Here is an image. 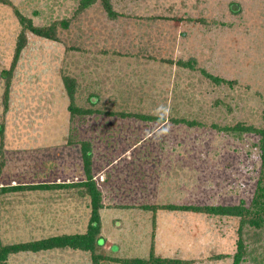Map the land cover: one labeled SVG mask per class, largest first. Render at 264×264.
<instances>
[{
    "label": "rangeland",
    "instance_id": "rangeland-1",
    "mask_svg": "<svg viewBox=\"0 0 264 264\" xmlns=\"http://www.w3.org/2000/svg\"><path fill=\"white\" fill-rule=\"evenodd\" d=\"M8 1L0 4V187L76 182L88 143L104 242L98 262L56 249L6 264L147 261L152 247L180 264H232L238 219L151 207L251 204L259 136L231 129L262 126L264 0H110L115 19L99 2L78 12L80 0ZM15 11L38 26L69 25L57 27L58 42L27 33L5 104L1 72L21 30ZM64 77L75 82L74 105L91 115L71 119ZM89 217L81 188L0 193V243L82 234ZM250 250L242 264H261V250Z\"/></svg>",
    "mask_w": 264,
    "mask_h": 264
},
{
    "label": "trees",
    "instance_id": "trees-1",
    "mask_svg": "<svg viewBox=\"0 0 264 264\" xmlns=\"http://www.w3.org/2000/svg\"><path fill=\"white\" fill-rule=\"evenodd\" d=\"M96 2H99L110 19L117 17L116 12L113 11L110 0H80L78 12H82L88 7L92 6ZM0 4L10 5L8 0H0ZM16 18L20 24L21 30L17 36V40L14 48V56L10 67L7 70L1 72V77L4 80V103L7 104L9 90L11 86L12 76L15 71V67L20 58L21 52L27 44V33H30L38 38L58 42L57 27L66 29L69 25L68 20H61L59 22H53L50 25L38 26L35 25L31 19L23 16L20 12L15 11ZM173 60H169L168 63H172ZM172 64L178 65L182 68H189L191 64L188 62H182L178 60ZM215 83L224 82L220 78H212ZM74 80L68 77L63 78V84L66 89V94L69 99L68 111L71 119L77 115L87 116L93 112L89 109H80L74 105L75 84ZM123 118L130 117L128 114L120 115ZM131 117L142 118L141 116L132 115ZM231 130L241 133H253L259 136V152L261 159V174L262 176L258 180L257 189L252 202L249 206H246L244 202H240L238 205L232 206H196V205H184V206H157L151 207L152 212L158 210H166L170 212H184L192 214H205L211 216H220L228 218L238 219L237 228V242L236 251L232 256V264H242L249 253H253L250 247H256V250L260 249L261 253L256 257V262L264 264V110L262 115L261 128H253L237 125ZM3 132V126L0 125V134ZM81 172L84 179L79 182L65 183V184H37L31 186H2L0 187V193L6 194L9 192H17L20 190H49V189H71L81 188L85 190L86 196L89 198L90 205V217L86 227V231L82 234L60 235L44 238L32 242L1 245L0 243V264H6L10 255L20 252L39 253L43 251H52L56 249H71L74 251L88 252L93 255L96 262L103 257H95V249L101 246L104 242L101 237V219L100 210L103 209L102 195L98 188L92 170L91 150L88 143H82L81 146ZM81 173V174H82ZM84 193V192H83ZM82 194V193H81ZM150 210L149 208H144ZM155 215L152 220V227L155 225ZM113 249V247H112ZM222 258V256H218ZM98 259V260H97ZM112 262L117 264H180V260L166 259L157 257L153 253V247L150 253L149 260L131 259V260H119L112 259Z\"/></svg>",
    "mask_w": 264,
    "mask_h": 264
},
{
    "label": "crops",
    "instance_id": "crops-1",
    "mask_svg": "<svg viewBox=\"0 0 264 264\" xmlns=\"http://www.w3.org/2000/svg\"><path fill=\"white\" fill-rule=\"evenodd\" d=\"M77 166H78V164L76 165V167H77ZM74 171H75V170H74ZM77 172H78V171H77ZM80 172H81V171H80ZM73 174H74V172H73ZM73 174H72V175H73ZM81 176H82V174H80V175H79V174L74 175V178H75V177H78V180H77L76 182H79V181L83 180V179H81ZM94 177H95V175H94ZM94 179H96V178H94ZM95 181H96V180H95ZM101 181H102V180H101ZM72 183H73V182H72Z\"/></svg>",
    "mask_w": 264,
    "mask_h": 264
}]
</instances>
